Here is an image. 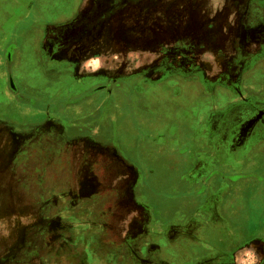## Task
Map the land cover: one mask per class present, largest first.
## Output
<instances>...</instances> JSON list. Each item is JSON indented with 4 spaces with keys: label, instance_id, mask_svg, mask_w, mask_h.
<instances>
[{
    "label": "rangeland",
    "instance_id": "374dc122",
    "mask_svg": "<svg viewBox=\"0 0 264 264\" xmlns=\"http://www.w3.org/2000/svg\"><path fill=\"white\" fill-rule=\"evenodd\" d=\"M84 1L0 56V264H264V0Z\"/></svg>",
    "mask_w": 264,
    "mask_h": 264
},
{
    "label": "crops",
    "instance_id": "0c3cea01",
    "mask_svg": "<svg viewBox=\"0 0 264 264\" xmlns=\"http://www.w3.org/2000/svg\"><path fill=\"white\" fill-rule=\"evenodd\" d=\"M84 0H0V56L6 54L11 39H19L22 33L24 45L27 49L38 47L39 40L45 34L52 32V28L59 25L68 27L85 5ZM62 3V6L59 4ZM23 23H26L25 25ZM25 26V27H24ZM52 29V30H51ZM68 30H64L66 32ZM17 44V46H18ZM1 60V58H0ZM1 64V61H0ZM15 70V69H14ZM191 182L197 181L200 176L193 179V172L189 173ZM240 226L243 224L240 222ZM236 238L241 239L238 235Z\"/></svg>",
    "mask_w": 264,
    "mask_h": 264
},
{
    "label": "flooded vegetation",
    "instance_id": "af4514ba",
    "mask_svg": "<svg viewBox=\"0 0 264 264\" xmlns=\"http://www.w3.org/2000/svg\"><path fill=\"white\" fill-rule=\"evenodd\" d=\"M12 46L17 47L16 41L14 39L9 44L5 55H9L10 54L9 53V49ZM14 71L15 70H13V72ZM8 76H9L8 78H9V81H10L9 84H10L11 92L15 96L16 100L19 103L23 104V101H22V93L23 92L15 84V78H14L13 74L12 75L10 74ZM11 84L14 85V86H12ZM121 96L126 98V100H129V103L131 102L132 93H130V91L126 87L125 83L123 81L110 80V81H106V82H103V83H98V84H95V85L89 87L84 92H82V94H80V96H78L81 99L76 104L71 105V106H66V107H62V108H58V109L49 111V110L40 109L36 105H34L32 103H25V105H30L33 108L37 109L40 113H43V114L62 116V114H65V112H67L69 109L78 108V107L87 106V105H96V104H100V103L103 105L106 102L113 101L115 98H118V97H121ZM32 99H33L32 101H35L37 103H41L43 105H56L59 101H62V100H58V101L54 102L53 104H51V103H44L41 100L33 98V97H32ZM130 105H131V103H130ZM130 109H132V105L130 106ZM131 119H132V121L135 122V118L133 117V115H132ZM135 123H133V124H134V126H135V128L137 130L139 129L140 131H144V129L142 127H140L138 125L136 126ZM142 140L144 142V138H142ZM145 140H146V138H145ZM137 146H138L137 153H139L140 155L144 154L145 151H151L150 150L151 147L149 146V142H145L144 144L143 143H139ZM137 146H136V148H137ZM213 176H221V178L225 179V181H227L228 184H230L232 182V187L235 188L234 189L235 191L243 190L244 185L246 186V183L248 181V180L247 181L241 180V178H240L241 175L240 174H234L232 176H226L225 177V176L222 175V172H220L219 170H214L212 172V175L208 178L207 182H205V185L203 186V189L207 188L206 184L208 185L210 183V181H212V177ZM143 177H144V175H143ZM241 182H242V184L240 186ZM233 184H235V185H233ZM253 184L255 186H259L261 184V182H257V180H256ZM227 198H228V196L224 197V199H225L224 202H226ZM209 211L212 213V209L209 210ZM212 215H213V213H212ZM195 225L198 226L199 224H195ZM199 227L200 226L197 227V231H199ZM243 233H244L243 229H240V226H239L238 229H236V234H243ZM251 233H255L257 236H263L264 235V225L260 226V229H258V230L252 229ZM229 242H231V240Z\"/></svg>",
    "mask_w": 264,
    "mask_h": 264
},
{
    "label": "water",
    "instance_id": "95a60500",
    "mask_svg": "<svg viewBox=\"0 0 264 264\" xmlns=\"http://www.w3.org/2000/svg\"><path fill=\"white\" fill-rule=\"evenodd\" d=\"M10 68V66H9ZM10 73L9 74H12V70L10 69L9 70ZM81 98H76L75 100L76 101H59L56 105H43L41 103H37L35 101H32L33 99L30 98V97H27V96H24L22 95V101L23 102H28V103H32L34 105H36L38 108L40 109H43V110H55V109H58V108H62V107H66V106H71V105H74L76 104ZM34 102V103H33Z\"/></svg>",
    "mask_w": 264,
    "mask_h": 264
}]
</instances>
